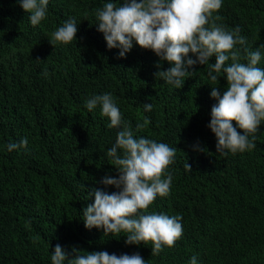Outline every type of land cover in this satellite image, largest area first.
<instances>
[{"label":"trees","instance_id":"trees-1","mask_svg":"<svg viewBox=\"0 0 264 264\" xmlns=\"http://www.w3.org/2000/svg\"><path fill=\"white\" fill-rule=\"evenodd\" d=\"M101 6V0H50L46 19L33 27L16 0H0V264H51L57 243L69 251L73 245L117 255L138 251L146 264H188L193 255L199 264H264V124L253 150L216 153L206 126L215 103L207 65L197 66L180 89L155 79L152 51L134 45L118 58V49H107L95 25ZM213 15L229 30L239 26L249 50L264 44V0H223ZM69 17L80 22L77 42L53 46L52 33ZM168 67L163 62L162 70ZM219 79L222 89L226 81ZM104 92L133 129L149 120L136 135L177 148L170 192L148 211L182 217L183 235L156 256L151 241L125 245V233L103 236L81 218L94 199H84L87 190L117 174L105 155L116 130L99 108L89 113L84 106ZM142 103H152V111ZM24 137L27 150H6ZM197 141L204 152L193 150Z\"/></svg>","mask_w":264,"mask_h":264},{"label":"clouds","instance_id":"clouds-1","mask_svg":"<svg viewBox=\"0 0 264 264\" xmlns=\"http://www.w3.org/2000/svg\"><path fill=\"white\" fill-rule=\"evenodd\" d=\"M49 2L16 0L29 14L33 27L46 19ZM101 2L102 6L94 10L95 25L103 34L107 49H118V58H126L134 45L152 51L158 57L154 78L174 89L182 88L185 78L197 73V66L207 65L209 95L215 103L206 126L215 136L216 153L227 156L255 148V134L264 124V67L260 66L264 62V44L249 50L239 26L229 30L216 23L219 16L213 13L222 7L223 0ZM79 23L75 17H69L52 33L50 43L54 46L56 42H77ZM213 58L214 62H210ZM165 61L169 67L162 70ZM221 77L226 81L222 89ZM84 106L89 113L99 108L100 115L109 120L107 127L116 130L115 140L105 155L112 160L117 173L101 177L96 183L103 185L102 188L87 190L84 199H94L82 209L84 227L102 231L103 236L125 233V245L140 246L151 241V255H159L164 247H173L183 235L182 217L148 211L158 196L167 197L170 192L173 173L169 166L175 163L177 148L136 135L149 120L146 118L133 129L111 92L92 95ZM142 107L144 112H151L153 105L142 103ZM28 143L24 137L8 143L6 150H27ZM192 148L197 152L205 149L198 141ZM184 167L191 171L188 163ZM108 186L116 190L109 192ZM50 260L51 264H146L138 251L117 255L84 251L74 245L69 251L59 243L54 246ZM188 264H199L197 256L190 257Z\"/></svg>","mask_w":264,"mask_h":264}]
</instances>
